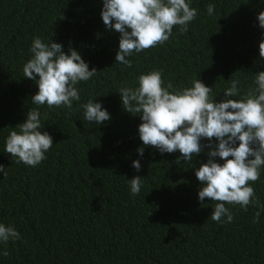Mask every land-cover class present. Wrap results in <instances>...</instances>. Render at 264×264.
Listing matches in <instances>:
<instances>
[{
  "label": "trees",
  "instance_id": "trees-1",
  "mask_svg": "<svg viewBox=\"0 0 264 264\" xmlns=\"http://www.w3.org/2000/svg\"><path fill=\"white\" fill-rule=\"evenodd\" d=\"M103 2L0 0V164L7 171L0 172V223L21 236L0 243V264H264V166L260 179L249 182L259 203L247 211L226 204L233 221H213L217 202L199 201L195 175L209 149L178 164V150L160 153L144 146L142 120L124 110L119 95L122 86L137 87L138 77L152 70L174 89L200 79L212 87L216 102L232 80L240 81L242 95L253 86L254 74L264 72V29L257 19L264 0H186L198 11L188 31L174 26L163 45L128 57L132 67L115 60L120 33L104 25ZM209 4L215 5L212 16ZM34 37L62 44L65 54L75 49L89 70L97 69L76 85L80 100L71 109L31 102L38 85L24 77L23 66ZM89 100L101 103L110 120H85L81 105ZM33 109L41 114V131L53 138L46 159L35 167L4 151L7 136L19 131ZM135 176L143 183L132 195L127 180Z\"/></svg>",
  "mask_w": 264,
  "mask_h": 264
},
{
  "label": "clouds",
  "instance_id": "clouds-1",
  "mask_svg": "<svg viewBox=\"0 0 264 264\" xmlns=\"http://www.w3.org/2000/svg\"><path fill=\"white\" fill-rule=\"evenodd\" d=\"M214 11L215 5L209 4L208 15L212 16ZM197 15V9L186 0H104L101 11L106 28L120 33L115 60L126 67H132L128 57L134 53L168 41L174 26H180L181 33L187 32ZM257 19L264 29V12ZM30 52L32 56L24 64L23 73L38 85L31 102L71 109L73 101L80 100L76 85L88 81L97 69L89 70L78 51L70 48L69 54H65L62 44L52 40L45 43L34 37ZM259 55L264 58V40L259 43ZM192 84L174 89L169 81L165 86L162 73L152 70L138 77L137 87L122 86L119 95L124 110L132 115L137 113L142 120L138 132L144 146H153L160 153L178 150L181 153L175 161L178 164L181 160L191 162L204 148L209 149L207 162L195 171L201 182L198 199L203 202L207 197L217 202L210 218L218 223H230L233 214L226 204L239 205L247 211L250 204L259 203L249 182L260 179V169L264 166V72L254 74L253 86L242 95L240 81L232 80L220 102L210 97L212 87L205 86L200 79ZM237 96L240 99H234ZM81 107L88 122L100 125L110 120L109 112L99 102L89 100ZM40 117L38 110H29L27 119L17 125L19 131L12 130L7 136L4 151L16 158L15 162L35 167L46 159L53 138L41 131L44 124ZM202 138H207L209 143L202 145ZM137 152L142 157L143 147ZM217 157L223 164L216 161ZM132 166L137 172L141 169L139 160L133 161ZM0 172L7 175L2 164ZM127 181L131 194L137 195L143 178L135 176ZM224 217L226 220H222ZM259 217L258 211L253 222H258ZM19 239L21 236L14 226L0 223V243L6 245L9 240ZM3 255L9 253L5 250Z\"/></svg>",
  "mask_w": 264,
  "mask_h": 264
}]
</instances>
